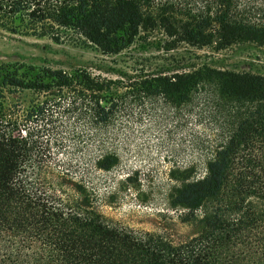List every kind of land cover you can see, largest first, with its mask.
<instances>
[{"label": "trees", "instance_id": "trees-1", "mask_svg": "<svg viewBox=\"0 0 264 264\" xmlns=\"http://www.w3.org/2000/svg\"><path fill=\"white\" fill-rule=\"evenodd\" d=\"M0 29L104 55L156 29L168 47L264 48V0H0ZM145 84L173 107L194 100L198 119L213 115L198 148L203 175L170 198L200 231L172 244L103 220L49 181L52 167L75 177L82 138L107 141L94 133L113 117L114 95L83 69L12 63L0 66V264H264V75L202 66ZM24 92L37 96L25 108L4 104V93ZM91 163L107 170L111 157Z\"/></svg>", "mask_w": 264, "mask_h": 264}, {"label": "rangeland", "instance_id": "rangeland-1", "mask_svg": "<svg viewBox=\"0 0 264 264\" xmlns=\"http://www.w3.org/2000/svg\"><path fill=\"white\" fill-rule=\"evenodd\" d=\"M166 41L157 29L141 32L119 53L104 55L74 42L55 44L47 38L0 29V66L24 63L67 73L83 69L91 77L106 81L116 110L109 123L94 134L107 141L99 145L81 139V150L73 155L80 166L75 177H60L53 167L45 176L69 198L84 195L103 220L180 244L200 231V223L188 220L186 210L171 205V194L185 180L203 175L204 153L198 148L216 124L210 112L196 117L194 100L173 107L160 97L148 95L145 83L202 66L264 75V48L252 43H235L219 50L185 44L168 47ZM36 97L31 92L4 93V104L25 108ZM99 154L111 157L107 170L93 168L91 160ZM52 157L69 158L59 153ZM76 185L82 193L76 191Z\"/></svg>", "mask_w": 264, "mask_h": 264}]
</instances>
